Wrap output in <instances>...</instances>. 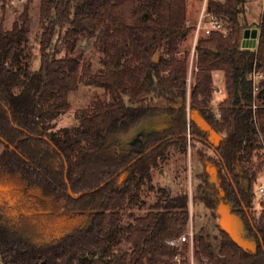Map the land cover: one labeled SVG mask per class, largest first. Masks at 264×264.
Returning <instances> with one entry per match:
<instances>
[{"label": "trees", "instance_id": "16d2710c", "mask_svg": "<svg viewBox=\"0 0 264 264\" xmlns=\"http://www.w3.org/2000/svg\"><path fill=\"white\" fill-rule=\"evenodd\" d=\"M210 7L228 31L198 40L189 105L224 135L217 148L187 111L188 54L180 57L192 29L187 0H41L45 31L35 70L23 55L28 9L11 30L0 28V176L25 183L11 211L3 208L7 201L0 205V264H175L179 251L187 263L186 246L180 250L167 240L186 232L191 205L203 204L219 218L218 189L205 169L207 185L192 197L172 194L153 185L152 171L172 146L186 151L189 135L191 146L198 141L212 152L198 150V158L216 168L221 200L256 246H238L218 223L216 251L203 225L195 233V264H264V201L259 215L248 213L264 169V108L253 109L254 102L264 105V80L257 97L251 80L254 70L264 73V11L250 26L245 0H211ZM251 27L258 29L255 48L243 46ZM81 36L95 38L100 53L101 68L90 76L74 54ZM54 39L66 45L64 57L57 56ZM215 71L225 81L220 119L210 108ZM88 80L104 90L103 97L82 112L78 125L56 129L70 94ZM158 101L168 106L160 109ZM161 116L169 119L167 130L129 143L135 127ZM146 185L158 199L135 216L146 206ZM64 215L68 228L61 224Z\"/></svg>", "mask_w": 264, "mask_h": 264}, {"label": "rangeland", "instance_id": "374dc122", "mask_svg": "<svg viewBox=\"0 0 264 264\" xmlns=\"http://www.w3.org/2000/svg\"><path fill=\"white\" fill-rule=\"evenodd\" d=\"M202 0H187V13L188 21L194 23L199 17L201 10ZM28 9L29 13V33L27 41L23 46L24 63L29 68L35 70L40 66V53H41V38L45 31V25L41 20V0H3L0 1V28L4 30H11L13 24L19 19V16L24 13L25 9ZM246 16L250 26H256L259 24L263 11H264V0H245ZM242 17V16H241ZM193 31L191 29L189 35L181 42L180 57H185L187 54L188 58V76L190 74V57L191 50L193 48ZM61 39V38H60ZM95 38L81 36L76 41L74 54L79 57L81 67L88 65L89 76L98 72L101 68L100 53L94 46ZM54 47H56L58 57H64L69 51L62 40L54 39ZM196 63L198 66V57H196ZM198 68H193L190 84L188 85V105L187 111L190 110V91L191 86L195 81L196 73ZM84 72H82L83 74ZM214 86L225 87L224 73L220 71L213 72ZM88 79V75L85 80ZM104 90L97 88L95 85L88 80L83 81L79 88L72 92L69 96V109L62 112L61 115L55 120L56 129L74 127L79 124L81 114L84 110H90L91 104L94 99L99 96L103 97ZM226 98L225 95L217 98L214 95L213 102L210 103L212 111L217 110L216 102L221 103ZM155 105L164 109L168 106L164 102H156ZM224 136V135H223ZM130 138L129 136H127ZM188 147L186 151L180 150L176 146H172L169 151V156L166 160L160 162L159 166L152 171L153 173V185L156 188H165L172 192V194L188 193L192 197L193 192L198 190L199 186L207 185L208 177L206 174V166L198 158V150L206 151L211 154L202 146L198 141L193 143L191 146L190 135L188 136ZM128 141H131V139ZM145 138V137H144ZM3 146L0 144V152ZM263 155L264 160V142L263 148L260 152ZM257 158H253V162H256ZM229 175V174H228ZM125 176H122V180ZM232 179V177H231ZM258 182L264 180V169L259 173ZM256 180V181H257ZM25 187V183L19 177L11 176H0V205H4V210H12L10 205H15V200H19L18 192ZM256 193V185L254 186ZM142 198L144 199L146 206L143 209L135 210V216L144 215L149 207L154 205L158 199V194L155 191H151L148 185L143 187ZM13 203V204H12ZM192 216L190 212V222L187 228L193 227L196 233L203 225H205V232L210 235V241L217 251L220 243V232H219V218L214 216L212 210L205 207L203 204L195 205L192 209ZM254 212L255 215H259L261 212V205L255 202L252 209L248 210L251 214ZM129 213L125 212L126 220ZM252 217V216H251ZM67 215L62 217L61 224L65 227H70L68 223ZM188 229H186L187 231ZM125 246V245H123Z\"/></svg>", "mask_w": 264, "mask_h": 264}, {"label": "built area", "instance_id": "2783aa9c", "mask_svg": "<svg viewBox=\"0 0 264 264\" xmlns=\"http://www.w3.org/2000/svg\"><path fill=\"white\" fill-rule=\"evenodd\" d=\"M211 0H202L201 10L198 19L195 23H191L188 21V24L192 27L193 31V48L191 50V57H190V74L187 79L188 83L192 81L191 75L193 68H198L196 63L197 57V42L203 36L211 35L213 32L222 33L224 36L227 35V28L226 23L223 20H220L216 17L214 12L210 7ZM219 2H224L225 0H217ZM193 24V25H192ZM251 80L253 84V95L257 97L260 92L261 85L260 83L264 80V73L260 70H254L251 74ZM214 88V95L217 98L222 97L225 95V87L219 86L218 84L213 85ZM217 110L216 118H221V112L219 110L220 103L216 102ZM258 108H264V105H259L258 103L254 102L253 109L257 110ZM263 140V139H262ZM264 142V140H263ZM256 201L259 205L264 201V180L261 182L256 181ZM192 205L190 207L191 216L192 214ZM167 243L172 247H178L180 250L186 246V253L188 262L184 263V258L181 251L174 258L175 264H195V232L193 227L188 228V230L181 235L179 238L168 239Z\"/></svg>", "mask_w": 264, "mask_h": 264}, {"label": "water", "instance_id": "95a60500", "mask_svg": "<svg viewBox=\"0 0 264 264\" xmlns=\"http://www.w3.org/2000/svg\"><path fill=\"white\" fill-rule=\"evenodd\" d=\"M257 38H258L257 28L246 29L243 34V46L247 48H255L258 42ZM158 56L159 53L157 52L153 58L154 62L158 61ZM189 118L192 121H194L202 131L208 133V142L214 148H217L223 142L224 140L223 135L218 133L212 127V125L204 117L200 115L198 110H192L189 114ZM140 128L142 127L139 126L137 129L141 130ZM137 129L135 130V132H137ZM144 133L146 134L144 135L145 137L146 136L148 137L150 134L148 133V131L146 132L145 130ZM134 136H135L134 134L131 136L129 135L130 139L133 138ZM134 141H142V140L131 139L129 143L133 144ZM206 170L210 175V182L213 183L218 189V197L220 198V201L218 203L217 213L219 215L220 226L230 236L233 242L236 243L238 246L248 251H255L256 248L255 243L245 238V229H244L243 221L239 216L233 214L230 205L224 203L221 200V198L224 196V192L220 188L216 168L207 165Z\"/></svg>", "mask_w": 264, "mask_h": 264}, {"label": "flooded vegetation", "instance_id": "af4514ba", "mask_svg": "<svg viewBox=\"0 0 264 264\" xmlns=\"http://www.w3.org/2000/svg\"><path fill=\"white\" fill-rule=\"evenodd\" d=\"M168 122H169V119L167 117H164V116L157 117V118L152 119V120L151 119L145 120L132 130V132L130 133V136L133 134L135 136L131 139H136V140L141 139L143 141L145 138H147V136L146 137L144 136V135H146L144 133V130L146 132L148 131V133H150V134L163 132V131L167 130V128H168ZM139 126L142 127V128H140L141 130L137 129ZM136 129H137V132H135ZM142 141H134L133 144H139V143H142Z\"/></svg>", "mask_w": 264, "mask_h": 264}, {"label": "crops", "instance_id": "0c3cea01", "mask_svg": "<svg viewBox=\"0 0 264 264\" xmlns=\"http://www.w3.org/2000/svg\"><path fill=\"white\" fill-rule=\"evenodd\" d=\"M192 23V22H191ZM195 23V22H194ZM193 25V24H192ZM253 26V25H252ZM252 29L254 28V27H251Z\"/></svg>", "mask_w": 264, "mask_h": 264}]
</instances>
